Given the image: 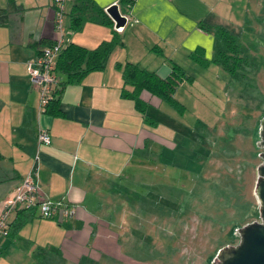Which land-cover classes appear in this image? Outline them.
<instances>
[{
	"label": "crops",
	"instance_id": "crops-1",
	"mask_svg": "<svg viewBox=\"0 0 264 264\" xmlns=\"http://www.w3.org/2000/svg\"><path fill=\"white\" fill-rule=\"evenodd\" d=\"M89 1L81 24L70 28V15L83 6L79 0H65L63 26L70 31L62 34L64 44L92 49L108 40L111 28L101 23L95 9L104 11L113 3L128 17L118 32L122 43L111 50L101 70L64 84L59 112L49 115L37 110V92L24 62L58 37L52 0H0V199L29 169L36 134L44 128L50 141L38 146L39 195L75 204L74 215L61 221L40 217L35 208L11 211L8 232L0 237V264H99L120 253L117 230L129 222L136 196L131 178L136 179L137 168L148 169L154 158L161 162L163 152L174 148L169 121L171 110L180 112L146 91L140 93L145 105L139 111L133 99L121 94L116 64L134 63L170 81L177 101V88L189 80L181 64L203 66L213 56L211 28L227 29L221 13L233 7V0ZM191 131L181 125L173 132L186 137Z\"/></svg>",
	"mask_w": 264,
	"mask_h": 264
},
{
	"label": "rangeland",
	"instance_id": "rangeland-1",
	"mask_svg": "<svg viewBox=\"0 0 264 264\" xmlns=\"http://www.w3.org/2000/svg\"><path fill=\"white\" fill-rule=\"evenodd\" d=\"M232 3L220 20L250 63L244 80L219 64H181L189 80L175 95L183 111L169 108L175 146L161 162L136 169L129 224L117 230L120 253L99 264H211L219 248L237 241L239 226L258 219L253 188L264 117V0ZM181 125L192 130L186 137L174 133Z\"/></svg>",
	"mask_w": 264,
	"mask_h": 264
},
{
	"label": "trees",
	"instance_id": "trees-1",
	"mask_svg": "<svg viewBox=\"0 0 264 264\" xmlns=\"http://www.w3.org/2000/svg\"><path fill=\"white\" fill-rule=\"evenodd\" d=\"M83 6L77 5L73 14L70 15V28L78 27L82 22L81 15L86 5H90L89 0H79ZM79 6V7H78ZM96 14L100 17L102 24L111 28V36L108 40L101 41L92 49H87L75 43H68L58 54L55 62V72L57 75L63 76V80H58L52 88L51 98L46 104L44 113L55 115L58 110V97L64 84L79 82L87 73L98 71L104 67L105 61L116 46L121 44V38L118 32L112 29V21L101 9H95ZM201 27H203L201 25ZM215 36L214 53L210 59L203 60V66L210 63L219 64L233 78L243 81L245 71L249 61L239 56V47L235 37L224 27L216 25L211 28ZM49 45V44H48ZM154 52H158L153 48ZM120 69L122 79V96L133 99L137 109L142 111L145 103L140 98V93L146 91L148 94L158 98L169 104L178 112L183 111V107L172 96L174 92L173 84L159 77L152 71L140 68L137 64L124 62L116 64ZM172 70L178 75H183L180 68L171 64ZM23 209V208H21Z\"/></svg>",
	"mask_w": 264,
	"mask_h": 264
},
{
	"label": "built area",
	"instance_id": "built-area-1",
	"mask_svg": "<svg viewBox=\"0 0 264 264\" xmlns=\"http://www.w3.org/2000/svg\"><path fill=\"white\" fill-rule=\"evenodd\" d=\"M64 3L65 0H52L54 9L53 27L58 34L57 39L51 44L42 47L35 56L27 58L24 62L28 81L37 92V110L39 113H44L46 104L51 98L52 88L58 82L55 62L58 54L66 45L62 34L70 31L63 26ZM124 16L127 21V15ZM112 28L116 32L121 30L114 28L113 23ZM35 141L37 148L32 156L29 169L0 199V237L7 234L8 215L16 208H35L40 217L54 218L58 221L72 217L75 213L74 203L62 198L51 199L47 196L39 195L37 185L38 146L49 143L50 137L47 130L41 128L36 134Z\"/></svg>",
	"mask_w": 264,
	"mask_h": 264
},
{
	"label": "water",
	"instance_id": "water-1",
	"mask_svg": "<svg viewBox=\"0 0 264 264\" xmlns=\"http://www.w3.org/2000/svg\"><path fill=\"white\" fill-rule=\"evenodd\" d=\"M105 13L114 28L121 29L126 18L117 4H110ZM258 146L262 149L257 165L253 193L256 198L258 219L244 223L236 229L237 241L218 249L211 264H264V117L259 124Z\"/></svg>",
	"mask_w": 264,
	"mask_h": 264
}]
</instances>
